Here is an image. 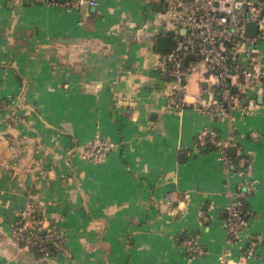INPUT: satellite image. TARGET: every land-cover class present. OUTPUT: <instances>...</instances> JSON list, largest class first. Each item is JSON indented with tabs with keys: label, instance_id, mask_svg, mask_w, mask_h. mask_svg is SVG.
Masks as SVG:
<instances>
[{
	"label": "crops",
	"instance_id": "crops-1",
	"mask_svg": "<svg viewBox=\"0 0 264 264\" xmlns=\"http://www.w3.org/2000/svg\"><path fill=\"white\" fill-rule=\"evenodd\" d=\"M157 6L0 0V264H264V74L241 97L248 115L210 116L214 102L196 74L175 105L156 68ZM202 126L230 137L228 154L243 155L256 179L236 241L226 217L241 176L216 147L198 144ZM96 136L113 149L97 162L81 158L77 148ZM30 201L60 230L65 253L37 257L13 243ZM183 233L201 255L186 253Z\"/></svg>",
	"mask_w": 264,
	"mask_h": 264
},
{
	"label": "built area",
	"instance_id": "built-area-1",
	"mask_svg": "<svg viewBox=\"0 0 264 264\" xmlns=\"http://www.w3.org/2000/svg\"><path fill=\"white\" fill-rule=\"evenodd\" d=\"M45 1V0H39ZM57 3V2H55ZM72 6H97L98 0H69ZM159 5V30L169 34L170 44L160 51L156 68L168 77L167 84L175 105L183 106L185 80L194 68V61L205 65L206 94L214 105L206 106L212 117H222L229 109L236 108L241 115L252 112L249 104L241 103L242 95L249 96L259 89L260 76L264 70L255 68L264 43V0H151ZM166 21L168 25H166ZM256 26L254 35L247 32V24ZM214 88L211 89V88ZM235 90V91H234ZM219 96V97H218ZM3 103L0 102V109ZM257 138V133L252 132ZM200 146L211 145L220 151V159L226 168L235 170L240 176L235 191L230 192L227 209L226 233L229 241H236L238 234L247 224L242 199L249 198L256 190V179L247 164V159L237 154L235 160L227 152L231 138H219L215 129L202 126L196 134ZM114 147L106 137L96 136L83 147L77 148L81 158L97 162ZM10 238L18 247L49 254V247L65 253L64 239L60 230L44 223L40 203L30 201L20 212L10 231ZM259 241V235L249 240L248 251ZM186 253L199 256L203 253L195 237L181 242ZM222 264L224 259H221Z\"/></svg>",
	"mask_w": 264,
	"mask_h": 264
},
{
	"label": "rangeland",
	"instance_id": "rangeland-1",
	"mask_svg": "<svg viewBox=\"0 0 264 264\" xmlns=\"http://www.w3.org/2000/svg\"><path fill=\"white\" fill-rule=\"evenodd\" d=\"M149 7H152V5L151 6H148V9H149ZM150 10L151 9H149V12H150ZM146 14L148 15V19L150 20V18L149 17H151L150 15H149V13L146 11ZM150 22H151V20H150ZM166 25H168V23H167V21H166ZM158 27H159V23L157 24V21H154L153 22V25H152V30H154V31H158ZM259 48H261V49H263V52H262V54L259 56V55H256V57H259V61L254 65L255 66V68L256 69H258V71L260 72V69L261 68H263L264 69V43H259ZM194 65H195V71H194V68H193V70L192 71H194V72H192L191 71V73L186 77V79L191 75V74H193V75H195V76H198V77H201L202 79H203V77H204V69H205V65L201 62V61H197V62H194ZM201 70H202V72H201ZM194 76V77H195ZM195 79V78H194ZM189 80V79H188ZM211 89H213L214 90V88L212 87ZM163 92H165V93H169V92H171V89H170V87H169V85H167V86H165L164 87V91ZM259 240H260V237H259ZM257 244L258 243H256V245H255V247L257 246ZM254 247V248H255ZM253 248V249H254Z\"/></svg>",
	"mask_w": 264,
	"mask_h": 264
},
{
	"label": "water",
	"instance_id": "water-1",
	"mask_svg": "<svg viewBox=\"0 0 264 264\" xmlns=\"http://www.w3.org/2000/svg\"><path fill=\"white\" fill-rule=\"evenodd\" d=\"M160 6L158 5L157 8H159ZM256 31V26L253 23H248L247 24V32L250 35H254ZM170 44V36L168 34H164V35H160L157 37L156 39V45H157V49L159 51H163L166 50L169 47ZM235 91V90H234ZM228 152L230 154H235L236 153V146L235 145H229L228 146ZM249 162H247L248 164Z\"/></svg>",
	"mask_w": 264,
	"mask_h": 264
},
{
	"label": "trees",
	"instance_id": "trees-1",
	"mask_svg": "<svg viewBox=\"0 0 264 264\" xmlns=\"http://www.w3.org/2000/svg\"><path fill=\"white\" fill-rule=\"evenodd\" d=\"M0 102H2V101H0ZM205 148H208V147H213V146H211V145H206V146H204ZM233 159L235 160L236 158L235 157H233ZM251 196V195H250ZM249 196V197H250ZM242 208H243V211L245 212L246 211V214L243 216L244 217V219L245 220H247L248 221V219H249V217H250V215H251V211H250V205H249V198H244V199H242ZM193 236V235H192ZM189 237H191V235L190 234H186V233H183V234H181L180 236H178V239H179V241H182L184 238H189ZM49 254H54V253H56V251L52 248V247H49ZM32 253L35 255V256H37V257H43L44 256V254H42V253H39V252H36V251H32Z\"/></svg>",
	"mask_w": 264,
	"mask_h": 264
}]
</instances>
